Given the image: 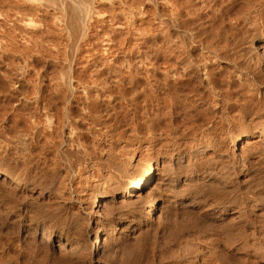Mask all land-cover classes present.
I'll return each mask as SVG.
<instances>
[{
    "label": "bare ground",
    "instance_id": "6f19581e",
    "mask_svg": "<svg viewBox=\"0 0 264 264\" xmlns=\"http://www.w3.org/2000/svg\"><path fill=\"white\" fill-rule=\"evenodd\" d=\"M0 264H264V0H0Z\"/></svg>",
    "mask_w": 264,
    "mask_h": 264
}]
</instances>
